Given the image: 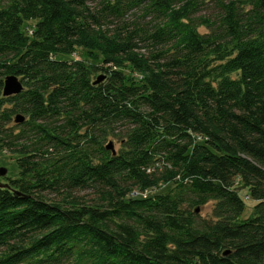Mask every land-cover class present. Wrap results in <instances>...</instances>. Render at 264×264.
I'll return each instance as SVG.
<instances>
[{"label": "trees", "instance_id": "obj_1", "mask_svg": "<svg viewBox=\"0 0 264 264\" xmlns=\"http://www.w3.org/2000/svg\"><path fill=\"white\" fill-rule=\"evenodd\" d=\"M0 149V264H264V0H0Z\"/></svg>", "mask_w": 264, "mask_h": 264}, {"label": "rangeland", "instance_id": "obj_2", "mask_svg": "<svg viewBox=\"0 0 264 264\" xmlns=\"http://www.w3.org/2000/svg\"><path fill=\"white\" fill-rule=\"evenodd\" d=\"M213 11L214 10L212 8V5L209 4L203 8V10L200 12V14H203V15L213 14L214 13ZM33 23H34V21H28L26 24L27 28L29 26H31ZM199 31L204 32L205 29L201 27V28H199ZM84 54L85 53L82 49H76L75 52H73L70 56H66L64 58L70 59L72 57L74 59H83L85 56ZM106 143L107 144L111 143L112 148L114 150H116L119 146L118 142L115 139H109ZM0 167H4L6 169L5 175L7 174L9 177H12V178L18 176V168H17V164H16V155L8 152L5 149H3V150L0 149ZM5 175L0 176V181L4 180L1 177L5 176ZM171 186H172L171 184L160 185L156 188L148 189V190L143 191V192H139L137 189H135L132 192V195L147 196V195H153L156 193H162V192H165ZM245 193H246V190L240 191V195H241V197L244 201V204H245V211L243 212L242 218H246L251 214L252 207L255 204V201L246 197ZM78 194L83 196V198L88 199V201H91L94 198V190H92V189L81 191ZM212 205H213V202L210 201V202L206 203L205 205L198 207L197 213H199V215L203 218H209Z\"/></svg>", "mask_w": 264, "mask_h": 264}, {"label": "water", "instance_id": "obj_3", "mask_svg": "<svg viewBox=\"0 0 264 264\" xmlns=\"http://www.w3.org/2000/svg\"><path fill=\"white\" fill-rule=\"evenodd\" d=\"M102 79H103V75H99L94 81V83H98ZM22 89H23L22 83L16 75L9 74L4 77L3 87H2L3 96L18 94ZM15 121L16 122L22 121V116L16 115ZM106 148L112 149L111 143H108ZM5 173H6V169L4 167H0V176L5 175ZM196 212H198V209H196ZM224 254H226V252H224Z\"/></svg>", "mask_w": 264, "mask_h": 264}]
</instances>
